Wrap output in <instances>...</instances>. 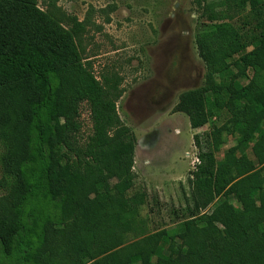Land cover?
<instances>
[{
  "label": "trees",
  "instance_id": "trees-1",
  "mask_svg": "<svg viewBox=\"0 0 264 264\" xmlns=\"http://www.w3.org/2000/svg\"><path fill=\"white\" fill-rule=\"evenodd\" d=\"M204 8L234 21L261 16L264 0H204ZM86 31L38 0H0V264H264V29L252 42L233 25L197 38L206 86L184 94L178 110L192 129L229 118L212 124L208 150L194 136V215L157 232L145 229L137 139L118 112L123 78L98 79L82 49ZM252 144L255 160L238 156Z\"/></svg>",
  "mask_w": 264,
  "mask_h": 264
},
{
  "label": "rangeland",
  "instance_id": "rangeland-1",
  "mask_svg": "<svg viewBox=\"0 0 264 264\" xmlns=\"http://www.w3.org/2000/svg\"><path fill=\"white\" fill-rule=\"evenodd\" d=\"M38 2L46 12L77 17L86 23L82 49L93 62L99 80L106 71H116L123 78L125 93L118 102V112L137 139L134 171L137 189L148 196L142 211L146 231L172 228L190 219L195 207L188 179L199 154L194 136L200 135L204 150H208L207 134L212 124L221 125L229 118L227 112H222L212 116L210 124L192 129L189 117L178 110L184 94L206 86L207 69L198 54L197 38L220 25H233L252 42L264 29V12L261 16L247 13L229 21L212 19L204 0ZM241 82L246 84L248 79ZM80 122L87 138L93 123L86 103L81 106ZM235 139L230 137L216 154L218 160L223 159ZM254 151L252 144L240 150L238 156L247 154L255 160ZM224 200L216 198L207 212Z\"/></svg>",
  "mask_w": 264,
  "mask_h": 264
},
{
  "label": "built area",
  "instance_id": "built-area-1",
  "mask_svg": "<svg viewBox=\"0 0 264 264\" xmlns=\"http://www.w3.org/2000/svg\"><path fill=\"white\" fill-rule=\"evenodd\" d=\"M90 116H91V112H90Z\"/></svg>",
  "mask_w": 264,
  "mask_h": 264
}]
</instances>
